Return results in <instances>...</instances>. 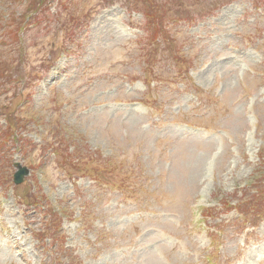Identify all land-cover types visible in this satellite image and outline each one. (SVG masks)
Instances as JSON below:
<instances>
[{"label":"rangeland","instance_id":"rangeland-1","mask_svg":"<svg viewBox=\"0 0 264 264\" xmlns=\"http://www.w3.org/2000/svg\"><path fill=\"white\" fill-rule=\"evenodd\" d=\"M39 1L0 0V264H264V0H159L156 43Z\"/></svg>","mask_w":264,"mask_h":264},{"label":"trees","instance_id":"trees-1","mask_svg":"<svg viewBox=\"0 0 264 264\" xmlns=\"http://www.w3.org/2000/svg\"><path fill=\"white\" fill-rule=\"evenodd\" d=\"M218 3V0H213L212 1V4L213 5H216ZM152 10H149V11H147V15L152 19V22H154V20L155 19H157V20H161L162 19V17L158 14L159 12H158V10H155V7L154 8H151ZM156 31H159L158 30V28L156 29ZM2 91V90H1ZM11 141V138L9 137V136H4V137H2L1 135H0V154L1 155H3V153L5 152L4 151V145H7V143L8 142H10ZM6 143V144H5ZM20 143V142H19ZM52 145H54V144H52ZM26 146L24 145V146H22V151L24 152V153H27L28 151L26 150ZM3 160V159H2ZM11 163L12 162V159H6V163ZM262 163H264V158H263V162ZM4 166V165H3ZM2 166H0V168H1ZM7 179H8V176H3L2 177V179L0 180V182L1 181H7ZM253 196H256V195H253Z\"/></svg>","mask_w":264,"mask_h":264},{"label":"water","instance_id":"water-1","mask_svg":"<svg viewBox=\"0 0 264 264\" xmlns=\"http://www.w3.org/2000/svg\"><path fill=\"white\" fill-rule=\"evenodd\" d=\"M19 170L15 173V183L20 184L24 182L25 177L30 173L29 168L26 166L18 165Z\"/></svg>","mask_w":264,"mask_h":264}]
</instances>
